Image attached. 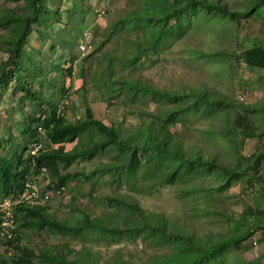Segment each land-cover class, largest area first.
<instances>
[{
  "label": "rangeland",
  "instance_id": "1",
  "mask_svg": "<svg viewBox=\"0 0 264 264\" xmlns=\"http://www.w3.org/2000/svg\"><path fill=\"white\" fill-rule=\"evenodd\" d=\"M44 1L53 11L59 10L62 19L50 18L42 27L33 24L34 32L24 47L31 60L22 57L19 61L22 80L36 96L51 98L68 122L85 120L90 112L109 127L131 130L150 120L158 103L148 96L128 93L125 82L131 79H148L166 89L205 86L224 93L234 107L190 118L189 123L175 127L173 132L183 148L231 169L238 162L245 165L246 159L260 150L264 138L245 134L261 118L258 111L246 106L264 107V70L251 68L238 58L253 45L264 44V31L259 32L264 30V0H220L227 7L226 13L198 10L179 27L174 19L170 35L154 43L144 30L123 25L124 18L140 7V0ZM23 4L0 0L1 48L13 37L19 25L15 16L24 12ZM80 45L85 46L84 52ZM136 52L138 59L129 60V54ZM7 58V51L0 50V71ZM0 97V143L14 140L30 144L39 139L44 148H57L48 132L26 131L31 117L46 110L40 100L19 91L15 83L0 86ZM95 141L96 133L87 132L64 147L66 151L81 150ZM119 159V152L106 146L90 160L78 159L67 169L60 163L58 173L72 175L60 195L46 191L45 182L32 173L30 165L27 173L31 172L29 179L37 178L43 197L49 194L46 208L58 221L77 224L86 213L123 226L132 217L125 202L135 200L147 212L164 215L200 237L247 233L242 249L227 248L214 264H264V216L252 217L245 212L247 206L264 208V179L250 185L236 170L224 173L208 168L172 179L150 161H144L134 176L122 180L100 173L103 165ZM21 216L19 212L15 216L14 240L19 237L37 256L60 253L88 264H110L166 251L150 239L130 234L89 229L77 235L50 228L32 231L21 227ZM18 256H9L0 248V264H10ZM35 260L40 262L41 258Z\"/></svg>",
  "mask_w": 264,
  "mask_h": 264
},
{
  "label": "trees",
  "instance_id": "2",
  "mask_svg": "<svg viewBox=\"0 0 264 264\" xmlns=\"http://www.w3.org/2000/svg\"><path fill=\"white\" fill-rule=\"evenodd\" d=\"M9 1L23 2L24 12L15 16L19 25L6 46L0 47V50L7 51L8 55L0 71V86L5 88L8 84L15 83L19 91L24 92L30 98L40 100L46 110L31 117V124L26 131L33 133L41 128L43 132L49 133L50 141L57 145V148H45L44 151L34 156L28 154V149L35 141L30 144H18L14 140L0 143V203L23 191L25 182L31 175V172L29 176L27 173L28 165L33 168V174H38L42 167L47 168L51 174L52 184H49L46 189L60 195L57 191L66 186L72 175L70 173L59 174L58 165L62 163L64 169H67L78 159L90 160L106 146H111L118 151L120 159L108 166L103 165L100 173H109L120 180L134 176L135 171L143 166L144 161L156 162V166L164 170L172 179L186 176L201 168L220 170L224 173H234L230 171L236 170L237 174L243 173L250 185L264 179V140H261L260 150L249 156L245 165L238 162L234 169L214 159H207L199 152L193 153L189 148H183L177 134L173 132L175 127L184 126L189 123L190 118H202L211 115L212 112L234 107L231 99L224 93L205 86L181 85L176 89H166L159 88L148 79H131L125 82L129 88L128 93L142 94L158 103V110L156 113H150V120H144L131 130L109 127L95 119L90 112L85 120L68 122L58 112V105L51 98H43L41 94L36 96L31 88L23 84V66L19 62L22 57L31 60L30 55L24 51V47L29 44V34L34 32L33 24L42 27L40 25H44L54 17L61 21V13L59 10L53 11L44 0ZM140 2V7L124 18L123 25L131 30L134 28L144 30L151 43L159 41L162 36L170 35L173 29L171 21L174 19H176L175 26L178 24L179 27L182 21L189 19L192 12L203 9H216L224 13L227 11V7L220 0H175V2L172 0H140ZM263 24L261 23V26ZM263 31L259 29L261 34ZM138 55V52L129 54L128 59L137 60ZM241 58L249 67L264 70V44L260 42L246 49L238 59L241 60ZM11 63L15 65L9 69L8 66ZM246 107L258 111L261 121L259 124H253V128L245 135L264 138V107L262 105L260 109L252 106ZM93 131L96 133L97 141L91 146L81 150L66 151L64 147L66 143H72L85 133ZM125 204L129 207L132 217L131 221L123 226L109 224L100 217L91 218L86 213L77 224L58 221L55 216L48 213L47 205L33 208L17 207L14 215L16 216L17 212L22 214L21 227L32 231L50 228L57 233L77 235L89 229L114 235L130 234L143 240L150 239L166 249L158 256L148 255L141 259L136 255L110 264H214L218 255H221L227 248L242 249L241 244L248 236L246 232L240 231L231 236L200 237L187 233L164 215L147 212L135 200L125 202ZM245 212L252 217L264 216V208L247 206ZM17 239L16 242L13 232V242L5 245L7 249H13V255H20L10 264H88L87 261L80 259L70 260L60 253L37 256L31 248L21 244L19 237ZM3 249L7 252L6 248ZM36 258H41V261L37 262Z\"/></svg>",
  "mask_w": 264,
  "mask_h": 264
},
{
  "label": "built area",
  "instance_id": "3",
  "mask_svg": "<svg viewBox=\"0 0 264 264\" xmlns=\"http://www.w3.org/2000/svg\"><path fill=\"white\" fill-rule=\"evenodd\" d=\"M80 49L82 52H84L85 46L80 45ZM241 62H243L242 58ZM39 132L43 133V130L40 128ZM44 149V144L40 140H37L31 145L29 153L31 155L37 156L42 150L44 151ZM37 175V178L45 182L44 188H47L49 184H52L50 176L51 174L49 173L47 168H40V172ZM37 178L28 179L25 182L23 191L20 194L14 197L6 198L3 202L0 203V247L4 245V247L2 246V248L7 249V246L5 245L13 242V232L16 227L14 211L17 207L33 208L37 206L47 205L49 194H47L46 197L42 196V189L38 184ZM62 190H65V187H62L60 191H57V193L59 194L60 192H62ZM46 191L51 190L46 189ZM13 252L14 251L12 248L7 249V254L9 256H12Z\"/></svg>",
  "mask_w": 264,
  "mask_h": 264
},
{
  "label": "bare ground",
  "instance_id": "4",
  "mask_svg": "<svg viewBox=\"0 0 264 264\" xmlns=\"http://www.w3.org/2000/svg\"><path fill=\"white\" fill-rule=\"evenodd\" d=\"M50 189V188H49Z\"/></svg>",
  "mask_w": 264,
  "mask_h": 264
},
{
  "label": "clouds",
  "instance_id": "5",
  "mask_svg": "<svg viewBox=\"0 0 264 264\" xmlns=\"http://www.w3.org/2000/svg\"><path fill=\"white\" fill-rule=\"evenodd\" d=\"M66 189V188H65Z\"/></svg>",
  "mask_w": 264,
  "mask_h": 264
}]
</instances>
